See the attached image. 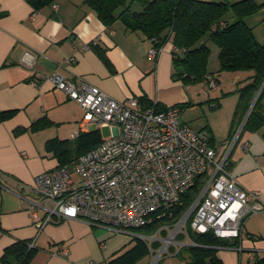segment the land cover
<instances>
[{"label":"crops","instance_id":"0c3cea01","mask_svg":"<svg viewBox=\"0 0 264 264\" xmlns=\"http://www.w3.org/2000/svg\"><path fill=\"white\" fill-rule=\"evenodd\" d=\"M253 1L260 8L245 23L263 43L264 0ZM130 6L140 7L138 2ZM152 48V40L131 31L122 19L105 25L85 0H56L38 11L28 0H0V113H10L0 120V264H108L129 250L124 236L102 226L55 219L39 232L31 217L30 202H41L33 191L36 176L63 165L48 143L68 142L71 156L76 157L78 139L72 134L101 130L88 124L81 131L84 111L48 79L54 74L73 82L82 78L118 102L137 98L144 105L157 101L163 109L182 106V124L208 136L218 152L237 135L231 173L243 190L259 192L264 204V128L241 134V115L236 118L239 90L251 82L252 73L233 72L240 83L237 90L226 87L220 93L216 90L221 85L213 77L217 87L209 86L208 96L199 103L208 104L207 121L197 125L186 117L193 111L187 106L195 100L187 82L174 77L172 44L163 47L155 60L148 57ZM27 51L35 55L33 69L22 64ZM35 123L43 126L33 129ZM38 214L43 217L44 211ZM22 243L35 244L24 263L16 247ZM231 244L218 249L223 264H253L263 258L264 214L248 218L242 236ZM62 247L68 248V255L61 253ZM170 252L157 264H188L177 249Z\"/></svg>","mask_w":264,"mask_h":264},{"label":"built area","instance_id":"2783aa9c","mask_svg":"<svg viewBox=\"0 0 264 264\" xmlns=\"http://www.w3.org/2000/svg\"><path fill=\"white\" fill-rule=\"evenodd\" d=\"M162 50L153 47L148 57L155 60ZM71 61L73 58L67 63ZM22 64L33 69L35 55L25 52ZM48 79L83 109L81 131L95 124L98 129L110 128L112 135L102 138L100 145L71 166L36 176L33 191L41 202H30L29 211L39 232L55 219L83 220L113 234L149 240V247L158 242V249L150 248L151 264H157L170 255L172 247L178 254L183 247L197 246L188 226L194 233H211L231 242L242 236L248 218L264 214L260 193L243 190L231 173L229 159L237 135L218 152L208 136L182 124L180 106L159 110L157 101L150 105L137 98L118 102L82 78L73 82L54 74ZM216 85L209 81L211 88ZM79 135L74 133L71 138ZM201 177L202 191L174 229H159L154 236L160 239L130 234L145 227L155 212L177 204ZM38 210L44 211L43 217ZM162 231L167 232L166 237ZM34 245L30 244V249ZM60 251L69 253L66 247Z\"/></svg>","mask_w":264,"mask_h":264},{"label":"trees","instance_id":"16d2710c","mask_svg":"<svg viewBox=\"0 0 264 264\" xmlns=\"http://www.w3.org/2000/svg\"><path fill=\"white\" fill-rule=\"evenodd\" d=\"M56 0H28L35 11L51 6ZM138 2L135 9L130 5ZM105 25H112L117 19H122L133 32H141L153 42V47L159 49L168 43L173 46L174 77L184 82L209 80L207 71L210 48L206 41H212L219 49L221 71L251 72V82L239 90V103L236 118L239 124L244 120L253 99L262 87L258 99L247 118L241 134L257 132L264 128V42L260 43L253 29L245 23V18L255 14L260 6L253 0H85ZM121 9L117 14L116 12ZM233 19V21H232ZM209 83V82H208ZM217 84V83H216ZM140 102H142L140 100ZM151 104V103H150ZM149 104V105H150ZM157 109L163 110L160 105ZM10 113H0V120ZM238 124V126H239ZM35 123L33 129L42 127ZM237 128V127H236ZM237 129H235L236 131ZM234 131V130H233ZM235 131L232 132L235 134ZM76 157L71 156L70 144L58 140L48 143L49 150L54 151L63 165L74 163L81 155L101 144L100 131L80 134L77 138ZM66 156V157H65ZM230 169L232 166L231 157ZM204 187V177L199 178L193 187L185 192L180 201L166 210H160L150 216V222L136 233L143 236H154L162 227L172 228L190 209ZM190 225V224H189ZM191 240L197 246L183 247L178 256L187 260L188 264H223L218 257V249L232 247L231 242L216 238L213 234H197L188 226ZM167 232L162 231L166 237ZM182 239V237H179ZM134 246L108 264H135L151 255V249H158L160 244L141 238ZM18 256L26 262L34 249L29 244H18ZM8 250V249H7ZM6 261V257H3ZM253 264H264V257Z\"/></svg>","mask_w":264,"mask_h":264},{"label":"rangeland","instance_id":"374dc122","mask_svg":"<svg viewBox=\"0 0 264 264\" xmlns=\"http://www.w3.org/2000/svg\"><path fill=\"white\" fill-rule=\"evenodd\" d=\"M206 44L210 48V56L208 59V66H207V71L209 73V77L212 78L213 80H214L213 77H215L221 85V88L218 91L216 90V93L217 92L220 93L221 89L225 90L228 88L231 91H233V90L236 91L237 86H239L240 83L235 82L234 75H232V74H234L233 72L221 71V65H220V61H219V49H218L217 45L215 43H213L212 41H208V40L206 41ZM208 84L209 83L206 80L187 83L188 89L193 94L195 104H193V106H187L186 105L187 107H191L189 109L193 110V111L189 112L186 117L190 116V119L194 120L197 123V125L199 123H203V122L207 121L206 117H207L208 111H207V108H204V107L207 106L208 104L206 105V103H203V104H199V103H200V100H203L206 96H208V89H209ZM226 87H228V88H226ZM215 88L210 89V90L213 91V90H215ZM180 107L183 110V107L182 106H180ZM183 119L185 120L186 118H183ZM239 125H242V124H239ZM111 135H112V130L110 128H103L100 130L101 138H109V137H111ZM174 227H173V229H174ZM130 234H132L134 236H143L144 235V233L141 234V233H136L133 231H131ZM117 235H122L125 237L126 244L128 246V247H126V249H129V250L131 249V247L134 246V242L137 241V239H135V237H133L131 235H125V234H117ZM144 237H148V236H144ZM154 237L159 238L158 236H154ZM147 241L150 242L149 240H147ZM153 255H154V253H153ZM151 261H152V257L149 255V256L145 257L144 259L138 261L135 264H151Z\"/></svg>","mask_w":264,"mask_h":264},{"label":"water","instance_id":"95a60500","mask_svg":"<svg viewBox=\"0 0 264 264\" xmlns=\"http://www.w3.org/2000/svg\"><path fill=\"white\" fill-rule=\"evenodd\" d=\"M262 87H263V86H262ZM262 87L260 88V90L257 92L255 98L253 99L252 104H251V106H250V109H249L248 113L246 114V117H245V119H244V121H243V123H242V127L244 126V124H245L247 118L249 117V115H250V113H251V111H252V109H253V107H254V105H255L257 99H258V96H259V94H260V92H261V90H262Z\"/></svg>","mask_w":264,"mask_h":264}]
</instances>
